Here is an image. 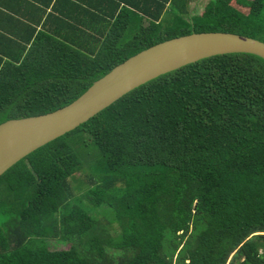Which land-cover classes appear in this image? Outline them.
<instances>
[{
	"label": "trees",
	"instance_id": "1",
	"mask_svg": "<svg viewBox=\"0 0 264 264\" xmlns=\"http://www.w3.org/2000/svg\"><path fill=\"white\" fill-rule=\"evenodd\" d=\"M197 1L0 0V123L169 38L264 42V0ZM0 264H264V60L159 75L17 161L0 175Z\"/></svg>",
	"mask_w": 264,
	"mask_h": 264
},
{
	"label": "water",
	"instance_id": "2",
	"mask_svg": "<svg viewBox=\"0 0 264 264\" xmlns=\"http://www.w3.org/2000/svg\"><path fill=\"white\" fill-rule=\"evenodd\" d=\"M249 53L264 60V42L225 32H192L157 42L94 80L78 97L55 110L0 123V175L17 161L73 130L132 89L200 59Z\"/></svg>",
	"mask_w": 264,
	"mask_h": 264
},
{
	"label": "rangeland",
	"instance_id": "3",
	"mask_svg": "<svg viewBox=\"0 0 264 264\" xmlns=\"http://www.w3.org/2000/svg\"><path fill=\"white\" fill-rule=\"evenodd\" d=\"M206 1L207 0H198L196 3H194V7H193L192 10L194 12H196V13L197 12L202 13L203 10H204V5H205ZM250 2H251V0H239L238 1V6L241 9H243V11H247L249 9ZM234 4L237 5L235 2H234ZM77 178H78V175L77 174L70 178V184L72 186H74L76 184ZM50 244H51V247H53V248L67 247V244H65L64 242H60V241H56V240H52ZM112 256H113V260L114 261L122 262L124 260L123 254L115 253Z\"/></svg>",
	"mask_w": 264,
	"mask_h": 264
}]
</instances>
